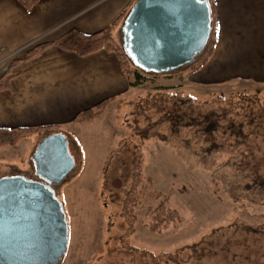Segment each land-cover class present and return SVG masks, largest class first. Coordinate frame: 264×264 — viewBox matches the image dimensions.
<instances>
[{"label":"rangeland","instance_id":"obj_1","mask_svg":"<svg viewBox=\"0 0 264 264\" xmlns=\"http://www.w3.org/2000/svg\"><path fill=\"white\" fill-rule=\"evenodd\" d=\"M113 37L122 46L121 35ZM192 73L145 74L100 119L47 127L0 147V179L41 181L34 164L41 142L56 134L68 141L75 166L53 186L69 226L60 264H264V204L228 194L230 185L245 189L256 176L264 178V85L206 86L193 83ZM211 111L220 126L208 139L194 118ZM177 113L192 126L172 128ZM212 143L217 147L208 151ZM138 156L144 197L133 232L123 208ZM159 193L183 223L154 233L147 210Z\"/></svg>","mask_w":264,"mask_h":264},{"label":"crops","instance_id":"obj_2","mask_svg":"<svg viewBox=\"0 0 264 264\" xmlns=\"http://www.w3.org/2000/svg\"><path fill=\"white\" fill-rule=\"evenodd\" d=\"M137 0H39L28 10L18 0H0V128L90 124L126 94L130 82L113 52L79 57L59 47L73 34L92 35L108 28ZM217 46L205 67L191 74L206 86L244 81L264 85V0H213ZM123 22V21H122ZM122 22L114 33L121 35ZM48 43L40 54L28 51ZM14 62H17L14 64ZM99 118L74 122L102 101Z\"/></svg>","mask_w":264,"mask_h":264},{"label":"water","instance_id":"obj_3","mask_svg":"<svg viewBox=\"0 0 264 264\" xmlns=\"http://www.w3.org/2000/svg\"><path fill=\"white\" fill-rule=\"evenodd\" d=\"M212 24L207 0H137L121 25L122 47L144 73L173 74L204 52ZM34 164L41 181L0 179V264H60L67 253L66 211L50 188L75 166L66 138L41 142Z\"/></svg>","mask_w":264,"mask_h":264},{"label":"trees","instance_id":"obj_4","mask_svg":"<svg viewBox=\"0 0 264 264\" xmlns=\"http://www.w3.org/2000/svg\"><path fill=\"white\" fill-rule=\"evenodd\" d=\"M19 3L26 9L30 10L39 0H18ZM212 14V30L209 38V42L204 50V52L199 55L195 62L185 67V69H190L191 72H196L201 70L207 65V63L212 58L215 48L217 46L218 32L216 27V10L213 0H207ZM125 13L119 15L112 25L108 28L97 32L92 35H85L82 33H73L58 42L59 47L64 50L71 51L79 57H84L101 50H106L108 52H113L117 55L121 69L126 75L130 82V86H139L145 82L147 73L139 70L132 65L128 56L126 55L123 47L118 45L113 37V33L118 25L125 18ZM49 46L48 43L40 44L35 48L28 51L24 60H29L40 54L45 48ZM17 62H14V64ZM146 74V75H145ZM8 87V80L0 85V89ZM110 101L105 100L99 103L95 108L85 110L77 115L74 122L76 123H86L96 118H99L105 109L109 106ZM182 104V103H181ZM186 114H176L172 116V128L178 127L180 124L183 126L191 127L192 123H185ZM218 117L215 116L214 112H209L207 114L201 115L194 118V126L202 127L205 134L208 135V139H212L214 133L218 130L219 124ZM44 130V127L39 128H28V127H18V128H0V147L4 145H15L22 137L34 135L38 132ZM237 134H241V130L237 131ZM213 147H217L215 143H212V147L208 149L211 151ZM202 164H206V160L201 161ZM230 162L226 163L229 166ZM143 159L138 156L135 164L134 179L131 190L129 191L127 198L124 203V216L127 218L132 231H135V224L137 221L136 210L140 209L142 206L143 191L142 185L144 181L143 175ZM116 185L119 182L116 181ZM53 189V187L51 188ZM244 192V194H243ZM228 194L234 200L246 201L248 204L261 205L264 204V178L261 176H256L253 178L252 184L246 185L245 189H239L236 185H230ZM254 194V199H251V195ZM156 202L155 207H149L147 210L148 217V227L150 231L154 233H162L170 227H176L183 223V218L180 213L170 206L169 197L164 194H155L152 196ZM263 215V214H262ZM264 216V215H263Z\"/></svg>","mask_w":264,"mask_h":264},{"label":"flooded vegetation","instance_id":"obj_5","mask_svg":"<svg viewBox=\"0 0 264 264\" xmlns=\"http://www.w3.org/2000/svg\"><path fill=\"white\" fill-rule=\"evenodd\" d=\"M49 186V185H48ZM53 186L50 185V188H52Z\"/></svg>","mask_w":264,"mask_h":264}]
</instances>
